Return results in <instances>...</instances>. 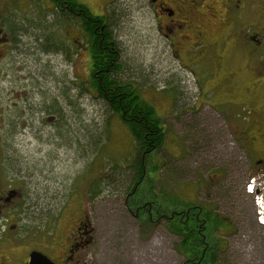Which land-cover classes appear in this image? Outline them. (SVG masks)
<instances>
[{"label": "rangeland", "instance_id": "1", "mask_svg": "<svg viewBox=\"0 0 264 264\" xmlns=\"http://www.w3.org/2000/svg\"><path fill=\"white\" fill-rule=\"evenodd\" d=\"M144 1L78 0L92 15L106 14L123 65L118 75L154 107L164 127L160 148L144 158L136 200L127 202L141 155L127 126L90 87L78 23L49 0H3L21 35L0 60V150L31 192L47 190L59 244L84 206L95 229L89 264H184L179 239L160 217L164 199H183L176 186L198 182L206 186L198 201L217 208L224 190L211 174L235 170L237 158L245 157L225 121L206 99L199 103L209 73L180 69ZM241 190L233 197L239 202L231 214L235 235L219 264H264L255 212ZM144 202L154 203L149 219L135 209ZM219 203L228 206L227 198Z\"/></svg>", "mask_w": 264, "mask_h": 264}, {"label": "flooded vegetation", "instance_id": "2", "mask_svg": "<svg viewBox=\"0 0 264 264\" xmlns=\"http://www.w3.org/2000/svg\"><path fill=\"white\" fill-rule=\"evenodd\" d=\"M49 1L64 19H74L78 23L80 42L83 43L81 50L88 57V81L92 87L91 47L97 45L104 50L109 44L111 53L117 56L116 61L120 60L118 42L110 22L106 14H91L92 18H88L84 11H74L66 0ZM143 8L151 12L158 37L180 69L192 76L194 73H209L207 86L201 88L199 103L201 99L207 100L208 106L225 121V128L234 136L237 148L245 156L237 158L235 170L225 168L219 174H211L210 177L219 180L217 185L222 183L224 190L215 198L217 208L212 201H198L201 189L206 187L204 184H179L177 193L182 194L184 190L186 196L177 199L174 206L168 203L171 198L164 199L161 220L168 231L171 223L179 226L175 236L179 239L177 246L184 256V264H219V257L230 245L228 239L235 235L232 209L239 202L233 197L239 188H244V196L251 200L255 212L256 231L264 253V0H145ZM88 25L91 26L90 32ZM68 30L70 34L69 27ZM108 31H112V39H108ZM20 35V26L15 25L0 0V60ZM111 53L107 52L105 59L113 61V58L109 59ZM202 103L205 106L206 103ZM163 129L159 123L156 128L148 129L145 138L151 142L153 134ZM153 151L143 148L140 159L143 174L144 158ZM143 174L127 190V202L136 200L135 187L143 183ZM19 175L16 166H11L0 150V264H28L32 252H41L53 264L93 262L95 229L85 216L84 206L70 221L59 244L55 229L57 222L49 217L55 209L52 198L47 190L42 196L31 192ZM214 186L215 183L209 189ZM190 193L193 194L189 196ZM225 198L228 206L222 208L219 202ZM147 204L152 206L151 202H144L138 209L134 208L145 215ZM237 207L239 211L244 208ZM157 212L156 209L154 213ZM40 227L48 228V235H43Z\"/></svg>", "mask_w": 264, "mask_h": 264}, {"label": "trees", "instance_id": "3", "mask_svg": "<svg viewBox=\"0 0 264 264\" xmlns=\"http://www.w3.org/2000/svg\"><path fill=\"white\" fill-rule=\"evenodd\" d=\"M66 1H68L69 8H72L76 12L82 13V11H84L86 13V17L92 18L90 11L85 5L78 4L76 0ZM87 30L90 32L91 26L88 25ZM111 32L112 31H108V39H112ZM106 46L107 48L104 50L98 48L97 45L91 47L92 49L90 50V54L92 56L90 76H92V87L95 92H97L98 97L104 100L107 105L111 107V110L118 115V118L121 119L122 123L127 126L130 136L134 139L136 145L138 146V154L142 155L143 148L145 147H148L151 151L160 148L163 140L162 130H158L157 133L153 134L154 140L151 142L148 138H145L147 132L149 131L148 129L152 130L160 123L159 118L155 116L153 106L148 105L147 102L140 97L139 91L136 87H134V85L122 81L118 74L122 70L123 65L120 63V60L116 61L117 56L115 53H111L110 45L108 44ZM109 51L112 54L109 59L113 58V61H109L107 58L105 59L106 54ZM123 110H125L124 113ZM140 159L141 157L139 158L136 169L138 173L137 179H140L143 174ZM168 203L174 206L172 199L169 200ZM153 204L154 203H152V205ZM145 214L149 219L148 204L145 205ZM154 214L156 217L157 214ZM169 231L174 235H178L179 226L175 222L171 223Z\"/></svg>", "mask_w": 264, "mask_h": 264}, {"label": "water", "instance_id": "4", "mask_svg": "<svg viewBox=\"0 0 264 264\" xmlns=\"http://www.w3.org/2000/svg\"><path fill=\"white\" fill-rule=\"evenodd\" d=\"M28 264H53L41 252H32L29 257Z\"/></svg>", "mask_w": 264, "mask_h": 264}]
</instances>
